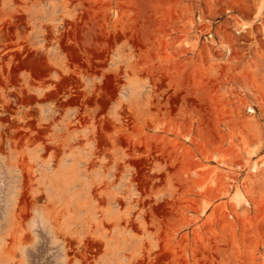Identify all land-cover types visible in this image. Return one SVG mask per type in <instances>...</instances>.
Segmentation results:
<instances>
[{"label":"rangeland","instance_id":"rangeland-1","mask_svg":"<svg viewBox=\"0 0 264 264\" xmlns=\"http://www.w3.org/2000/svg\"><path fill=\"white\" fill-rule=\"evenodd\" d=\"M0 264H264V0H0Z\"/></svg>","mask_w":264,"mask_h":264}]
</instances>
